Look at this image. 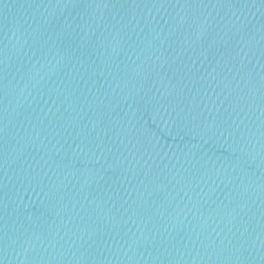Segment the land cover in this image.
Returning a JSON list of instances; mask_svg holds the SVG:
<instances>
[{"label": "water", "instance_id": "1", "mask_svg": "<svg viewBox=\"0 0 264 264\" xmlns=\"http://www.w3.org/2000/svg\"><path fill=\"white\" fill-rule=\"evenodd\" d=\"M0 264H264V0H38L0 43Z\"/></svg>", "mask_w": 264, "mask_h": 264}]
</instances>
